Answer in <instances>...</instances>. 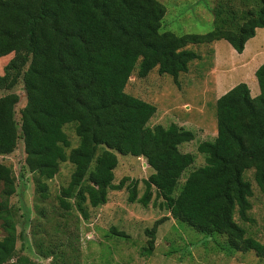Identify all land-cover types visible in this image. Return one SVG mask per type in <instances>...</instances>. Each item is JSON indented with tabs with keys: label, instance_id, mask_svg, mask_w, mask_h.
<instances>
[{
	"label": "trees",
	"instance_id": "trees-1",
	"mask_svg": "<svg viewBox=\"0 0 264 264\" xmlns=\"http://www.w3.org/2000/svg\"><path fill=\"white\" fill-rule=\"evenodd\" d=\"M247 1L252 6L244 17H234L232 11L224 16L227 11L218 5L210 30L175 34L159 31L165 7L158 0H0V56L13 54L0 74V89L20 83L24 100L18 108L16 93L0 95V155L21 148L23 166L42 179L52 178L61 162L71 164L58 195L62 209H68L67 197L74 190L91 207L105 203L107 191L120 189L125 179L112 182L116 153L142 157L151 169L142 179L137 199L142 205L153 191L158 206L172 218L195 231L224 234L229 247L264 257V245L245 236L233 219L234 213L242 221L249 219L245 169L253 168V180L264 196V64L253 72L259 90L255 96L238 82L215 99V135L197 143L203 164L181 182L193 156L178 146L190 141L192 132L174 123L148 126L154 105L124 91L134 67L138 77L156 67L158 74L175 80L200 57L188 45L223 39L241 52L255 28L264 26V0ZM66 124L77 137L67 152ZM98 146L104 148L90 167ZM0 183V264H5L15 250L8 205L14 181L10 167L1 162ZM126 189L133 200L135 182ZM163 219L144 229L149 236L145 254ZM21 259L7 264H23Z\"/></svg>",
	"mask_w": 264,
	"mask_h": 264
},
{
	"label": "rangeland",
	"instance_id": "rangeland-1",
	"mask_svg": "<svg viewBox=\"0 0 264 264\" xmlns=\"http://www.w3.org/2000/svg\"><path fill=\"white\" fill-rule=\"evenodd\" d=\"M158 1L165 7L159 31L175 34L210 30L212 10L218 5L227 11L224 16L232 11L238 18L244 17V12L252 6L247 0ZM212 42L188 45L200 57L191 60L187 71L179 73L175 80L167 74H158L156 67L138 77L134 67L124 86L126 93L154 105L155 112L147 121L148 126L174 123L192 132L193 138L178 146L179 151L193 156L192 163L182 171L180 182L190 169L203 164L202 155L196 151L197 143L215 135L214 101L217 95L213 98ZM219 42L227 45L224 40ZM12 55L0 56V74ZM224 55L229 58L227 53ZM221 64L219 68L225 63ZM246 75H250V71ZM5 92L16 93L18 108L23 106L20 83L8 90L0 89V95ZM62 130L69 140L68 147L64 148L67 152L69 147L77 144V137L71 124L63 125ZM103 148H96L90 167ZM23 157L19 147L0 155V162L10 167L14 181V192L8 197V205L15 227V250L7 263L19 257L23 264H264V257L253 250L229 247L224 234L195 231L185 222L172 218L164 207L158 206L159 199L154 200L153 191L146 205H142L137 200L143 191L142 179L151 172L142 157L116 153L112 182L125 178L122 187L108 190L105 203L96 207H91L74 190L67 197L68 209L60 207L58 195L69 180L72 165L61 162L52 178L42 179L26 170ZM252 169L242 172V178L248 181L251 190L246 211L249 219L242 221L236 213L233 219L242 226L245 236L264 245V196L253 180ZM133 181L136 195L130 201L126 185ZM41 182L46 185L44 188ZM1 187L0 183V190ZM161 217L164 219L153 233V247L145 254L142 248L146 247L149 236L144 229L150 228ZM2 235L0 227V237Z\"/></svg>",
	"mask_w": 264,
	"mask_h": 264
},
{
	"label": "crops",
	"instance_id": "crops-1",
	"mask_svg": "<svg viewBox=\"0 0 264 264\" xmlns=\"http://www.w3.org/2000/svg\"><path fill=\"white\" fill-rule=\"evenodd\" d=\"M220 40L223 39L213 41L211 46L213 49L212 60L215 63L211 70L215 73L212 82V86L215 88L213 98L214 94L217 95L216 99L238 82H244L248 86L249 94L255 96L259 90L253 72L258 65L264 64V26L255 28L254 35L244 42L239 53L228 43L225 45L219 42ZM224 53H227L229 58ZM233 55H236V58ZM221 62L225 64L219 68L218 65H222ZM247 71H250V75H246ZM231 80L233 81L230 82Z\"/></svg>",
	"mask_w": 264,
	"mask_h": 264
}]
</instances>
